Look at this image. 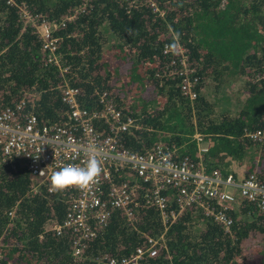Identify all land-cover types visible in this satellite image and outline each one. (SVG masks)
I'll list each match as a JSON object with an SVG mask.
<instances>
[{"label": "trees", "instance_id": "16d2710c", "mask_svg": "<svg viewBox=\"0 0 264 264\" xmlns=\"http://www.w3.org/2000/svg\"><path fill=\"white\" fill-rule=\"evenodd\" d=\"M154 2L162 14L127 0H0V101L24 95L37 121L49 123L65 115L64 82L78 88L87 108L97 106L98 92L105 91L136 122L118 133L123 146L139 151L160 141L195 158L197 131L210 142L203 153L207 167L231 171L229 159L240 162L254 146L258 156L246 167L264 178V144L244 135L264 125V0ZM21 4L34 23L21 15ZM61 18L62 24L49 27L55 39L50 50L38 25ZM101 27L112 35L109 43L100 39ZM177 42L191 69L186 74L197 79L191 101L177 84ZM222 75L243 77L247 94L234 115L214 119L199 88ZM25 162L0 160V264H104L105 257L147 247L149 236L156 239L155 254H142L138 264H264V220L246 200L231 211L226 231L195 206L180 211L165 229L153 207L136 209L133 225L113 209L106 225L84 241L81 256L73 257L69 232L46 227L63 218V192L42 185L33 191L37 181Z\"/></svg>", "mask_w": 264, "mask_h": 264}, {"label": "built area", "instance_id": "2783aa9c", "mask_svg": "<svg viewBox=\"0 0 264 264\" xmlns=\"http://www.w3.org/2000/svg\"><path fill=\"white\" fill-rule=\"evenodd\" d=\"M136 2L162 14L154 0H127L130 5ZM19 11L31 23L36 21L22 4ZM63 18L38 25L44 46L50 50L55 39L49 35V27L62 24ZM175 45L182 68L177 84L183 97L192 99L198 92L192 88L197 79L186 74L191 69L183 48L178 42ZM163 48L168 49L166 44ZM261 76L264 77V67ZM60 91L66 108L59 122H38L24 95L11 103L0 101V160L22 158L37 181L32 190L42 185L48 191L54 171L67 164L82 166L89 149L95 150L102 168L97 182L86 190L63 191L66 203L63 218L46 223L55 234L69 232L73 257L81 256L84 241L106 225L113 209L121 210L125 221L133 225L136 209L153 207L165 229L180 211L195 206L226 231L233 222L231 211L246 200L264 220V178L255 169L238 176L232 170L222 172L207 167L203 153L209 144L198 145L201 137L196 133H193L197 142L195 158L178 155L176 146L160 141L139 151L131 150L121 144L118 133L136 126L135 119L122 114L105 91L98 92V105L91 108L80 104L77 87L64 82ZM244 135L258 145L264 144V125L247 129ZM146 241L148 246L136 247L132 255L105 257L103 263L138 264L142 254H155L156 239L149 236Z\"/></svg>", "mask_w": 264, "mask_h": 264}, {"label": "rangeland", "instance_id": "374dc122", "mask_svg": "<svg viewBox=\"0 0 264 264\" xmlns=\"http://www.w3.org/2000/svg\"><path fill=\"white\" fill-rule=\"evenodd\" d=\"M99 36L100 39L104 41V43H109L112 39V35L105 27L99 28ZM178 45L180 44L178 43ZM243 81V77H239V75H222L218 81L212 80L211 78L204 80V83L200 85L199 93H201L212 105V112L208 115L209 117L218 119L222 116L235 114V112L238 110V106L247 94L245 88H243ZM193 99L194 98L190 99V101ZM194 133L200 135L201 137V139L198 140V145L210 143L209 140L206 139V135L203 136L197 131ZM195 144H197V142ZM254 149V146L248 148L246 150V155L240 162L235 160L231 161L229 159L230 164L234 163L241 165L243 173H245L248 170L246 166L249 165L250 160L252 159L253 161V159L258 156V147H256V151H253ZM230 168L231 166L229 169ZM220 170L222 171V169ZM234 173H236L235 170ZM238 217L242 220L247 219L245 214H241V211H239ZM252 241H256V239H252Z\"/></svg>", "mask_w": 264, "mask_h": 264}, {"label": "clouds", "instance_id": "9594fccd", "mask_svg": "<svg viewBox=\"0 0 264 264\" xmlns=\"http://www.w3.org/2000/svg\"><path fill=\"white\" fill-rule=\"evenodd\" d=\"M86 156L82 166L67 164L54 171L50 177L48 191L57 193L69 188L86 190L96 183L102 171L100 160L94 149H89Z\"/></svg>", "mask_w": 264, "mask_h": 264}, {"label": "crops", "instance_id": "0c3cea01", "mask_svg": "<svg viewBox=\"0 0 264 264\" xmlns=\"http://www.w3.org/2000/svg\"><path fill=\"white\" fill-rule=\"evenodd\" d=\"M231 161H233L232 159H230ZM231 170L234 172V170L236 171V174L238 176H241L243 174V169L241 167V165H238V164H234V163H231Z\"/></svg>", "mask_w": 264, "mask_h": 264}, {"label": "flooded vegetation", "instance_id": "af4514ba", "mask_svg": "<svg viewBox=\"0 0 264 264\" xmlns=\"http://www.w3.org/2000/svg\"><path fill=\"white\" fill-rule=\"evenodd\" d=\"M65 201V200H64Z\"/></svg>", "mask_w": 264, "mask_h": 264}]
</instances>
